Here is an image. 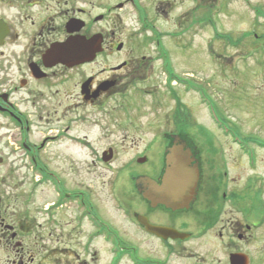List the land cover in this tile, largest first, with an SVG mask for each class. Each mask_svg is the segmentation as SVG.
Listing matches in <instances>:
<instances>
[{"label":"flooded vegetation","instance_id":"obj_1","mask_svg":"<svg viewBox=\"0 0 264 264\" xmlns=\"http://www.w3.org/2000/svg\"><path fill=\"white\" fill-rule=\"evenodd\" d=\"M82 1L0 0V114L13 130L9 150L0 148V167L11 161L15 169L34 178L27 190L17 193L19 207L33 215L36 210L48 222L44 237L30 233L34 224L30 214L17 211V219L8 226L0 197V245L11 250V263L34 264L38 259L36 264H88L96 254L94 243L103 236L113 253L108 264H119L123 257L137 264H174L176 257L208 264L211 254L202 256L195 244L219 228L221 255L210 250L212 261L258 264V251L250 244L264 242V134L231 120L227 108L238 109L242 96H218L208 82L192 80L178 65L180 54L192 46L180 38L182 19L192 18L185 30L194 24L212 25L211 0H113L100 11ZM259 7H254L255 16ZM171 18L174 28L164 29L165 19ZM108 20V29L99 25ZM71 37L91 42L87 57L67 61L47 57L53 45ZM257 44L248 42L249 51L255 52ZM205 50L211 62L222 63L219 58L226 56L212 41L205 43ZM189 95L194 103L185 98ZM56 96L57 105L51 100ZM198 107L205 110L206 121H197ZM63 144L75 147L76 159L91 158L95 177L102 164L107 167L114 177L109 183L118 174L113 163L120 151L143 147L134 155L136 163L124 164L118 175L137 171L132 177L137 201L127 198L117 208L132 218L145 242L157 243L158 255L146 249L140 253L136 243L137 247L129 244L101 215L94 193L82 180L70 187L62 173L42 161V151ZM176 144L191 151L190 165L198 173L196 194L188 207L153 206L139 191L137 177L161 184L166 150ZM227 146L239 152L240 167L246 172L234 166ZM67 150H61V156L70 159L74 153ZM149 155L159 159L147 170H136ZM237 172L242 175L239 184ZM44 186L54 198L38 205L37 192ZM62 209L75 215L61 220ZM142 219L175 233L156 234ZM85 221L92 227L84 235Z\"/></svg>","mask_w":264,"mask_h":264},{"label":"rangeland","instance_id":"obj_2","mask_svg":"<svg viewBox=\"0 0 264 264\" xmlns=\"http://www.w3.org/2000/svg\"><path fill=\"white\" fill-rule=\"evenodd\" d=\"M112 1L113 0H83L82 2L85 7L94 6L95 11H100L106 4H109ZM209 4L213 5L211 13V19L214 22L213 25L201 27V25L194 24L191 28L185 30V27L191 22L192 18H188L187 21L182 19L184 22V28L181 30L180 38H182V41H189L192 43V46L188 49V52H182L180 54L181 63H178V65L182 74L190 75L192 80L200 83L208 82V84L211 85L212 90L218 96L229 98L231 93L242 96L241 101L243 102L237 107L238 109L232 108L230 110L227 108L228 113L231 115H229L231 120L240 122L249 131H257L264 134V127H257L258 123H262L264 126V103H261L264 102V14L258 15L257 17L254 12V7L257 5L260 6L259 8L264 12V0H211ZM99 25L108 29L110 26V20ZM162 27L166 30L173 29L174 25L172 23V18L169 20L165 19ZM253 30L256 31L255 34L257 36L259 35L258 37L255 36ZM217 32L220 33L221 36L230 35L234 40H239L241 46L234 47L223 45L222 43L227 40L221 39L217 35ZM208 41H212L219 51L220 46L223 47L224 51L222 54H226V56L224 55V57L219 58L223 60L222 63L216 61L211 62L209 60V56L205 50V43ZM248 42L260 43L259 45L257 44L258 47L255 48V52L254 49H252V53H250L249 49L252 45H247ZM5 87H7V84H5ZM245 96L248 97L245 98ZM185 98L189 99L191 103H194L195 101V99L192 98V95ZM250 98H252L254 103ZM51 100L55 101V104L57 105L60 98L56 96ZM51 100H49V106L53 103ZM198 109L201 113L197 114V121H206L207 115L205 110L200 107H198ZM9 121L8 118H3L0 114V148L4 147L5 153L9 150V145H11L10 141L13 131ZM43 129L45 132V128H39V130ZM191 131L192 130L189 129L187 130V132ZM66 148H68L67 151L69 153H74L73 157L70 156V159H67L64 154L61 156V150H65ZM98 148L102 149L104 147L101 146ZM142 149V146H133L126 147L125 150L120 151L117 159L113 163L114 166L117 167L118 174L116 175L115 181H111L110 183L108 179L112 178L113 174L106 169L107 167L102 164L99 169V177H95V172L97 171L91 166L93 165L91 158L84 155V160H81L80 158L76 159L79 154H75V147L70 144H63V146L53 147L52 150L49 149L47 151H42L41 158L42 161L48 163L53 170L62 173L70 187H76L81 180L86 187H90L94 193L97 206L101 208V215H104V217L116 227V230L124 237V239L132 242L129 244L133 247H137L138 245V251L140 253L142 250L144 251L146 249L149 251L148 254L158 255L157 250H160V248L157 243L152 241L145 242L142 231L135 225L132 218L124 216L117 208L118 204L122 203V201L127 198L131 201L133 199L137 201L136 195H138V193L134 188L132 179V177L137 174V171L124 172L121 176L118 175L124 164L136 163L134 155L140 153ZM228 151L234 166L240 167L243 163V159L239 156V152L231 147H228ZM237 156L239 157L237 158ZM148 157L149 158L144 160V162L147 163L138 164L136 170H147L149 168L148 165L151 164L150 162L154 163L159 159L157 155H149ZM234 160H237V162ZM78 165L79 168H82L83 166V171L80 173L77 171V169H79L77 168ZM238 171L246 172L243 171L242 167H240ZM234 175L239 184L242 181L241 173L237 172L234 173ZM33 179L34 178L29 176L26 172L15 169L11 161L6 162L0 167V197L2 199L3 209L1 214L6 218V223L10 224L8 226L12 225L13 219H17V211L24 215H33L21 207L22 201L18 199L17 195L19 191L27 190ZM52 198H54V194L49 187L44 186L39 188L36 196L38 205L47 203ZM19 203L21 204L20 207ZM74 215L75 211L62 209L60 212V219L69 221ZM33 217L34 224L30 233L44 237L48 228V222L46 221L45 216L37 214L35 210ZM224 222L227 223V216ZM85 223L86 225L83 228L84 235L92 227L89 221H85ZM56 226H58V224ZM68 229L71 228L68 227ZM55 232L59 233L60 229H56ZM218 233L219 228L217 231L212 232L211 237L195 244L196 250L199 251L202 256L211 254L208 264H216L212 261L213 257L212 253L209 252L210 250L218 251L217 255H221L218 250H221V241L216 240L218 239ZM51 242H54V244L59 243L57 241ZM30 243L34 244L33 241H30ZM40 243L43 246H47V242L42 241ZM250 245L254 252L258 251L260 257L259 261L257 259V262H259L258 264H264V242L258 241L257 243ZM260 251L262 252V255ZM94 252L96 253L95 256L92 254V257L87 259L88 264H108L112 259L113 253L110 244L103 236L100 240L94 243ZM143 253L146 254L145 252ZM11 259V250L0 245V264H12ZM184 259L186 258L176 257L174 259V264H189V262L190 264H198ZM37 261L38 259L35 260L34 264H36ZM119 264L137 263H134L129 257H123Z\"/></svg>","mask_w":264,"mask_h":264},{"label":"water","instance_id":"obj_3","mask_svg":"<svg viewBox=\"0 0 264 264\" xmlns=\"http://www.w3.org/2000/svg\"><path fill=\"white\" fill-rule=\"evenodd\" d=\"M90 43L87 40H79L78 37H71L67 42L53 45L47 57L60 61L87 57L91 51ZM190 155V149H185L182 144L173 145L167 150L166 173L161 184L148 177L137 178L139 191L152 202L153 206L164 204L172 209L189 206L196 194L198 181V173H195L190 165ZM141 222L156 234H164L166 231L175 233L174 230H167L164 227L151 226L143 222V219Z\"/></svg>","mask_w":264,"mask_h":264}]
</instances>
